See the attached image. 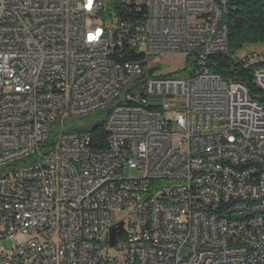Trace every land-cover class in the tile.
Instances as JSON below:
<instances>
[{
  "label": "built area",
  "instance_id": "obj_1",
  "mask_svg": "<svg viewBox=\"0 0 264 264\" xmlns=\"http://www.w3.org/2000/svg\"><path fill=\"white\" fill-rule=\"evenodd\" d=\"M226 12L213 0H0V264H264V104L207 67L229 52ZM245 48L264 91V58ZM163 55L197 67L149 75ZM228 91L245 107L228 109ZM100 111L115 129L105 149L79 125ZM121 222L133 241L112 246Z\"/></svg>",
  "mask_w": 264,
  "mask_h": 264
},
{
  "label": "trees",
  "instance_id": "obj_2",
  "mask_svg": "<svg viewBox=\"0 0 264 264\" xmlns=\"http://www.w3.org/2000/svg\"><path fill=\"white\" fill-rule=\"evenodd\" d=\"M226 8L228 12L224 14L222 22L228 26L229 52L211 56L207 67L210 72L219 74L226 80L240 81L246 84L251 95L264 104V91L258 88L253 80L257 65L245 66L238 57V52L246 46L264 45V0H227ZM260 55L264 58V53H260ZM194 67L197 66L187 62L186 68L175 72L174 75H185L190 73ZM87 132L91 136L93 147L107 148L109 135L105 129L104 121L90 127ZM52 142L51 138L49 143Z\"/></svg>",
  "mask_w": 264,
  "mask_h": 264
},
{
  "label": "rangeland",
  "instance_id": "obj_3",
  "mask_svg": "<svg viewBox=\"0 0 264 264\" xmlns=\"http://www.w3.org/2000/svg\"><path fill=\"white\" fill-rule=\"evenodd\" d=\"M253 47L256 50V52L264 53V45H258V46H253ZM247 53H248L247 48H243L242 50L239 51L238 57L243 59L247 55ZM154 63H158L161 67V70L160 72H158V75L175 73V72L184 70L187 66L186 59L182 55H163L160 57H156L154 60ZM103 121H105L104 112L100 111V112L91 114L81 119L79 121V125L82 128L92 127L99 123H103ZM1 174H2V171L0 170V175ZM126 175L130 177H139V176H142L143 173L140 170L131 169L126 172ZM117 217L118 219H120L122 216L120 214H117ZM28 239H29V236L19 234L14 239H4L2 241V244L5 248L10 250Z\"/></svg>",
  "mask_w": 264,
  "mask_h": 264
},
{
  "label": "bare ground",
  "instance_id": "obj_4",
  "mask_svg": "<svg viewBox=\"0 0 264 264\" xmlns=\"http://www.w3.org/2000/svg\"><path fill=\"white\" fill-rule=\"evenodd\" d=\"M222 4H226V0H213V9L222 8ZM221 37L220 46L223 50H228V26L223 22L221 24ZM217 53H223V51H216ZM126 69H134V62H126ZM146 64H138L136 66V74H145ZM123 104H132V96H123ZM225 106L228 109H235L237 107H245V94L241 91H228L227 96H225ZM106 127V120L104 121ZM109 138H115V129L105 128ZM87 137L91 138L90 134L87 132ZM133 241V234L130 231L129 226H123L117 233V241Z\"/></svg>",
  "mask_w": 264,
  "mask_h": 264
},
{
  "label": "water",
  "instance_id": "obj_5",
  "mask_svg": "<svg viewBox=\"0 0 264 264\" xmlns=\"http://www.w3.org/2000/svg\"><path fill=\"white\" fill-rule=\"evenodd\" d=\"M160 68V66H154V67H151L148 71L149 75H152V73L155 71V70H158ZM123 228V223L121 222L119 226H112L111 227V232H110V244L112 246H114L117 242V233L120 229Z\"/></svg>",
  "mask_w": 264,
  "mask_h": 264
}]
</instances>
